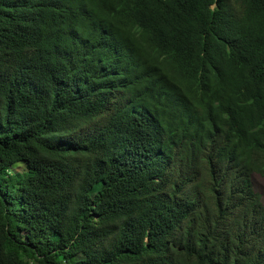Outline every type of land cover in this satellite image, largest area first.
I'll use <instances>...</instances> for the list:
<instances>
[{
    "label": "trees",
    "instance_id": "obj_1",
    "mask_svg": "<svg viewBox=\"0 0 264 264\" xmlns=\"http://www.w3.org/2000/svg\"><path fill=\"white\" fill-rule=\"evenodd\" d=\"M252 175L264 0H0V264H264Z\"/></svg>",
    "mask_w": 264,
    "mask_h": 264
},
{
    "label": "rangeland",
    "instance_id": "obj_2",
    "mask_svg": "<svg viewBox=\"0 0 264 264\" xmlns=\"http://www.w3.org/2000/svg\"><path fill=\"white\" fill-rule=\"evenodd\" d=\"M23 169H24V166L19 165L17 167H11L9 169V172L10 173L22 172ZM251 185L253 186L254 190L259 193V195L261 196V200L264 202V178H262L259 175H252Z\"/></svg>",
    "mask_w": 264,
    "mask_h": 264
}]
</instances>
